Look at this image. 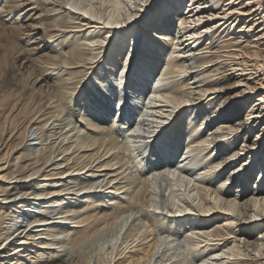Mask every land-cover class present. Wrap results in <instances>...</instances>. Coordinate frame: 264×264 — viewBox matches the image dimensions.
I'll return each mask as SVG.
<instances>
[{
  "label": "bare ground",
  "instance_id": "obj_1",
  "mask_svg": "<svg viewBox=\"0 0 264 264\" xmlns=\"http://www.w3.org/2000/svg\"><path fill=\"white\" fill-rule=\"evenodd\" d=\"M156 1L1 0L0 264H264V0Z\"/></svg>",
  "mask_w": 264,
  "mask_h": 264
},
{
  "label": "rangeland",
  "instance_id": "obj_2",
  "mask_svg": "<svg viewBox=\"0 0 264 264\" xmlns=\"http://www.w3.org/2000/svg\"><path fill=\"white\" fill-rule=\"evenodd\" d=\"M161 1L162 0H157L155 3L156 4H154V7H153V10L154 9H157L159 6H160V3H161ZM263 1V0H262ZM0 2H1V0H0ZM254 4H252L251 5V11H250V13H254V19H256L257 20V23L259 24L260 23V21L259 20H262V19H260V15H259V12L258 11H254L253 9H255V8H253L254 6H253ZM256 14V15H255ZM259 15V16H258ZM231 19H233V18H231ZM257 24V25H258ZM259 26V25H258ZM41 33V32H40ZM256 83V82H255ZM255 83H253V84H255ZM255 85H258V84H255ZM247 96H249L250 97V101L252 100V99H255V98H258L260 95H262V94H264V89H253L252 91H248L247 93ZM81 93H79V98L78 97H76L77 98V101H79V102H77V105H75V106H73V107H75L76 109H70V111L69 110H67V112H66V115H65V117L67 118V119H70V117H71V119H72V121L75 123V124H78V123H80V120H81V118H80V116L82 117L83 115H78V108L80 107V99H81ZM79 103V104H78ZM74 112H73V111ZM82 111H84V107H83V109H82ZM243 112H245L244 114H246L247 113V111H246V107L244 108V110H243ZM65 113V112H64ZM87 114V113H86ZM126 115V114H125ZM108 118L106 117V120H107ZM75 120V121H74ZM77 120V121H76ZM68 121V120H67ZM263 122H264V120H260L258 123H257V125H256V128H255V130H253V131H261L262 130V128L264 127V124H263ZM118 123H120V121H118ZM72 125V124H71ZM70 125V126H71ZM69 126V127H70ZM255 132H253V134H254ZM116 134H118V133H114V135H116ZM33 136H35V134H30V133H28V137H30V138H33ZM252 139H253V137H251ZM0 149H1V147H0ZM244 159L246 158L247 159V157H243ZM133 159V158H132ZM131 158L129 159L130 160V162H129V160L127 161L128 163L126 164V165H124L123 166V169H125V172L126 173H129V172H133L134 170L135 171H137L136 172V174L138 175V176H144L143 175V172L145 173V171H144V167H145V165H147L146 164V161H144L143 163H144V166H143V168H142V170L139 168V169H137V167H135L134 165H135V161L133 160V161H131L132 160ZM145 160V159H144ZM134 162V163H133ZM133 165H132V164ZM130 167V168H129ZM131 167H133V168H131ZM135 168V169H134ZM129 169V170H128ZM131 169V170H130ZM146 169V168H145ZM139 170H141V171H139ZM134 171V172H135ZM143 171V172H142ZM255 171H257V170H255ZM139 173H140V175H139ZM73 200V199H72ZM33 209H35V207H33ZM141 212H139V213H133V214H131V217L129 218V223L133 220H135L136 218L135 217H137L138 219H140V220H142V221H145L146 219H145V216L143 217L142 216V213L140 214ZM145 219V220H144ZM107 233V232H106ZM114 241V240H113ZM113 241L111 242V243H113ZM100 242H104V246H107V244L109 245V243H110V239H106L105 241L102 239V240H98L97 241V243L96 244H94L93 246H91V245H83V246H81L80 247V249L78 250V256H81V258H83L85 255H87L88 253H94L93 252V248H98L97 247V244H100Z\"/></svg>",
  "mask_w": 264,
  "mask_h": 264
},
{
  "label": "snow or ice",
  "instance_id": "obj_3",
  "mask_svg": "<svg viewBox=\"0 0 264 264\" xmlns=\"http://www.w3.org/2000/svg\"><path fill=\"white\" fill-rule=\"evenodd\" d=\"M68 7H72V3H71V2H69ZM84 14H85V15H89L88 12H85ZM92 19H97V17H96L95 15H93V16H92ZM101 43H103V41H101ZM186 102H187V101H184V103H186ZM172 175L175 176V175H178V174L175 173V172H173ZM157 211H159V209H157ZM162 239H163V238H162ZM115 243H116V242L113 241V247L115 246Z\"/></svg>",
  "mask_w": 264,
  "mask_h": 264
}]
</instances>
